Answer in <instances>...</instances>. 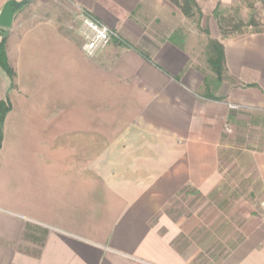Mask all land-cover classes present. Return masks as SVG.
<instances>
[{"label":"crops","instance_id":"crops-1","mask_svg":"<svg viewBox=\"0 0 264 264\" xmlns=\"http://www.w3.org/2000/svg\"><path fill=\"white\" fill-rule=\"evenodd\" d=\"M195 2L29 0L0 28V264H264V31L222 36L235 0ZM82 14L117 36L91 57Z\"/></svg>","mask_w":264,"mask_h":264},{"label":"trees","instance_id":"trees-1","mask_svg":"<svg viewBox=\"0 0 264 264\" xmlns=\"http://www.w3.org/2000/svg\"><path fill=\"white\" fill-rule=\"evenodd\" d=\"M188 19H195L201 16V13L197 9L195 0H170ZM264 2V0H262ZM228 10H221L216 8L213 15L222 36L234 35L240 33L242 28L250 26H256L253 20L250 21L248 25H244L242 21L238 20L236 23L234 19L229 17L226 13ZM207 34V33H206ZM5 42L6 38L2 37L0 42V66L1 68L11 77L12 73L7 64V59L5 55ZM204 55L206 57V62L215 76V81L220 84L223 80L224 74V49L223 46L216 40L208 39L204 47ZM209 98H213L209 96ZM9 107L4 103H0V145L2 137V124L4 117L8 111Z\"/></svg>","mask_w":264,"mask_h":264},{"label":"rangeland","instance_id":"rangeland-1","mask_svg":"<svg viewBox=\"0 0 264 264\" xmlns=\"http://www.w3.org/2000/svg\"><path fill=\"white\" fill-rule=\"evenodd\" d=\"M28 1L29 0H27V2ZM226 14L234 19L235 23L240 20L244 25H248L250 21L253 20L256 26L244 27L242 28V32L264 31V2L262 0H235ZM231 158V155L220 157L221 165H226L231 160ZM230 177L233 178L235 177V175H231ZM234 183L237 184V182ZM244 191L245 189L241 187H235L231 195L227 197L228 201H225L224 204H222V213L228 219L230 228H232L233 230L237 229L240 224L241 218L244 216L245 212L248 211L250 206H252V204L240 202L239 198L246 193ZM233 198L235 200H233ZM179 206L180 204L177 202L172 206V209L178 211ZM225 233L227 232L225 231L221 235L222 237L220 239L223 242H225L226 239H233V241H236L238 239V233L236 232H234L233 236H225Z\"/></svg>","mask_w":264,"mask_h":264},{"label":"built area","instance_id":"built-area-1","mask_svg":"<svg viewBox=\"0 0 264 264\" xmlns=\"http://www.w3.org/2000/svg\"><path fill=\"white\" fill-rule=\"evenodd\" d=\"M81 23L84 38L82 52L87 57H91L97 51L106 48L113 38H117L116 34L107 26L90 15L82 14Z\"/></svg>","mask_w":264,"mask_h":264},{"label":"water","instance_id":"water-1","mask_svg":"<svg viewBox=\"0 0 264 264\" xmlns=\"http://www.w3.org/2000/svg\"><path fill=\"white\" fill-rule=\"evenodd\" d=\"M27 5V1H7L0 11V28L9 29L12 26L14 15Z\"/></svg>","mask_w":264,"mask_h":264}]
</instances>
